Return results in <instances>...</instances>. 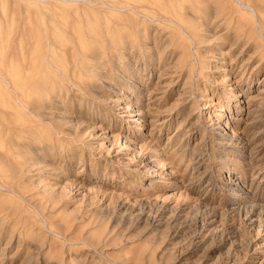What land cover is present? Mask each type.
<instances>
[{
	"label": "rangeland",
	"instance_id": "rangeland-1",
	"mask_svg": "<svg viewBox=\"0 0 264 264\" xmlns=\"http://www.w3.org/2000/svg\"><path fill=\"white\" fill-rule=\"evenodd\" d=\"M6 1L17 2L18 18ZM6 1L0 0V54L8 50L6 60L16 55L18 64L22 12L37 14L38 6ZM183 1L206 31L207 43H191V60H183L171 28L148 20L146 44L106 67L114 87H97L102 99L63 101L83 118L72 122L79 139L32 155L20 195L3 196L0 185V264H264V208L248 217L237 207L241 199L264 206V36L254 40L236 28L248 22L238 0ZM124 67L140 80L134 90L123 83L122 94ZM116 98L147 113L141 130ZM226 128L244 132L245 151L242 143L222 144ZM124 137L136 145L123 146ZM239 180L243 190L235 192L231 184Z\"/></svg>",
	"mask_w": 264,
	"mask_h": 264
},
{
	"label": "bare ground",
	"instance_id": "bare-ground-1",
	"mask_svg": "<svg viewBox=\"0 0 264 264\" xmlns=\"http://www.w3.org/2000/svg\"><path fill=\"white\" fill-rule=\"evenodd\" d=\"M16 1L19 2V0H14V2ZM25 1L29 3V5L31 3H35L38 6V13L35 14V11H30L31 13L34 12L32 13L35 16L33 17V20L30 12L27 10L26 12L28 13H26L25 10L24 12L21 11L24 13V20L22 19L20 20L21 22H19V25L23 24V27L20 25L22 29H20L21 27L19 26L22 36V42H20L22 45L19 46V48H17L18 46L16 47L19 51V53L16 51L18 53L17 57H20L19 63L14 64L13 62L16 59V55H13V58H9L8 56L7 58H9V60H6V53L8 50L5 54H3V49V53L1 52L3 55L0 54V185L7 190V193L2 194L3 196H9V193L14 194L23 190L20 189L23 188V184H21L22 182L20 181L24 172L29 167L33 166L30 162V160L33 161L32 155L35 153L39 154L43 150H54L57 148L63 149L66 146H69V142L79 139L75 138L73 135L75 131L72 127V122L75 120L80 122L82 121V117L79 118V116H74L72 113V115L69 114L66 107L63 106V101L68 99L69 95H71V99H76V96H79V103L84 101L88 102L90 100L96 102L102 99L103 96L100 95L101 93H99L100 91L97 90V87H114V82L109 84L110 80H108V70L106 67L108 65L115 66V64H118L119 61L117 58L119 54L126 57V50H129L130 53L134 50V48L141 49V47L146 44L145 41L148 36L143 32H145V23L148 20L153 21L155 19V21H158L160 24L163 23L167 27L171 28L170 38L172 42H174V44L182 50V53L184 54V61L190 58L189 49L191 47V43L199 44L207 41L203 32L205 30H202V27L205 26H202V23L196 20L199 18L195 19L193 16H190L188 11L184 8L185 2L183 0ZM208 1L209 0H207V2ZM221 1L219 3H221ZM238 1L241 3L240 9H242V13L248 17V22L236 23V28H244L245 31L241 34L245 33L249 38H254L256 36L259 38L263 37L264 0ZM7 2L8 1H6V4H10L12 1ZM226 2L228 1L226 0L225 3ZM11 4L12 6H6H10V8L17 6L15 4L13 6V3ZM19 4L20 3H18V5ZM222 4L225 5L224 3ZM223 5L221 6L223 7ZM231 5L232 3L229 6ZM20 6L23 8L22 4ZM64 7H73V10L66 11L63 9ZM8 8L9 7L6 9ZM18 8L15 9L14 7L13 13L15 10L16 13L17 10H19ZM224 8L229 9L228 7ZM205 10L206 8H203V12ZM222 10L224 9L222 8ZM15 13L12 15L15 16ZM9 14L7 15L10 16ZM231 14H233V11ZM1 17L4 19V16ZM16 18H18V16ZM9 19L10 18L8 17V20ZM32 20L34 21L33 27H30V24L33 22ZM15 24L12 25V28L16 26ZM3 30L5 31V29ZM12 33H14V31ZM213 33L215 34V32ZM4 35L7 34L4 32ZM4 35H2V39ZM13 35L14 34L11 36ZM215 35H217V32ZM10 37L6 38L8 40H6L7 46H9L8 42L10 41ZM212 37L210 38L212 39ZM13 42L16 43L15 39ZM17 43L16 45H18ZM11 46L13 47L14 45L12 44ZM229 47L231 49L235 46L234 44H230ZM6 48L9 49V47ZM16 48L14 49L16 50ZM14 49H11L12 54L15 52ZM7 54L10 55V57L12 56L9 53ZM194 55L193 57H195ZM17 60L18 59H16V61ZM124 72V74L119 75L120 80L118 81L121 85L117 89L119 93L122 94L125 93L124 90H126L124 86L125 83H128V86L134 90L137 85L139 86L140 80V77H137L127 67H124ZM229 74L227 75L228 77L231 76ZM235 94L239 96L240 91L236 90ZM112 102H114L116 107L122 109V111L126 113V116H129L133 121H138V123H140L135 126L137 129H142L143 121H145L144 118L147 113L144 112L141 107H138L137 105L134 106L129 102L121 104L119 102V98L113 99ZM78 122H76V124ZM182 125L183 124H180L177 127L179 128L178 133L182 131ZM225 130L227 131L225 134L226 136L223 138L225 143L222 144H229L233 147H237L240 143H242L241 151L243 152L247 149L249 144L248 140L245 138L244 132H235L233 129L227 128ZM131 144H134L135 146L136 142L134 140H129L128 138L124 141L123 146L128 145L129 147ZM141 146L138 148H141ZM240 154L242 153L240 152ZM231 176L232 174L230 173L227 180L230 181ZM231 185L235 192L243 190L244 186L243 182L240 180L237 182L235 181V183ZM20 192L18 195L21 194ZM146 197L147 200H145L148 201L149 197ZM239 202L240 203L238 205L236 204L237 207L239 210L242 209L244 211V213H242L248 217H253V215L257 212L259 215L261 213L260 211L264 208L263 204L260 205L261 203L258 204L259 202H254V200L253 203H250L249 205H244L245 203H243L242 199ZM205 207L208 206L205 205ZM15 209L14 213L16 212ZM205 210L207 211L209 209ZM222 212L224 213V210ZM11 213H13V211H11ZM207 215H209V211ZM256 215L254 218H256ZM251 220H253V218H251Z\"/></svg>",
	"mask_w": 264,
	"mask_h": 264
}]
</instances>
